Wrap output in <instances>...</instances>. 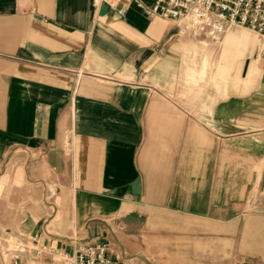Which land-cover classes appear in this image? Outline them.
<instances>
[{
    "label": "crops",
    "instance_id": "0c3cea01",
    "mask_svg": "<svg viewBox=\"0 0 264 264\" xmlns=\"http://www.w3.org/2000/svg\"><path fill=\"white\" fill-rule=\"evenodd\" d=\"M154 2L0 0V184L24 183L0 231L155 264L164 233L208 228L234 264L242 222L241 264H264V39L223 37L219 85L212 41Z\"/></svg>",
    "mask_w": 264,
    "mask_h": 264
},
{
    "label": "built area",
    "instance_id": "2783aa9c",
    "mask_svg": "<svg viewBox=\"0 0 264 264\" xmlns=\"http://www.w3.org/2000/svg\"><path fill=\"white\" fill-rule=\"evenodd\" d=\"M96 5L106 3L117 8L120 0H94ZM119 14L124 10L120 9ZM150 13L177 23L179 33L205 34L210 41H221L225 33L234 26L248 27L264 39V0H155ZM16 240L14 250L8 251V264H28L24 254L35 256L34 264H117L109 256V246L74 243L72 249H61L54 245H40L39 236L26 242L18 234H9Z\"/></svg>",
    "mask_w": 264,
    "mask_h": 264
},
{
    "label": "rangeland",
    "instance_id": "374dc122",
    "mask_svg": "<svg viewBox=\"0 0 264 264\" xmlns=\"http://www.w3.org/2000/svg\"><path fill=\"white\" fill-rule=\"evenodd\" d=\"M241 32L245 33L248 36L249 33L256 34L248 27H240L234 26L230 28L225 35H228L231 32ZM224 35V36H225ZM258 35V34H256ZM223 36V37H224ZM259 36V35H258ZM217 43H213L214 47L217 48V61L219 64L218 68V81L219 85L221 83H225L228 79H226V72L222 71L220 67V63L222 60V54L226 47V43L223 40ZM207 68V67H206ZM235 79V78H234ZM235 81V80H234ZM22 172L20 171L19 166H15L12 170V174L5 180L4 183L0 184V208L2 204L5 202L8 205H13L18 201V196L21 191L24 189V183L22 179ZM9 179H13L6 183ZM6 183V184H5ZM2 198L4 199L2 201ZM2 216H0V221L2 220ZM242 222L239 223V229L235 235V248H234V264H241L242 255L239 253L240 245L242 241V231L240 230ZM207 228L208 226H203ZM7 231H0V240L3 248L4 255L6 256L7 251H12L15 249L16 240L10 239ZM224 232V231H223ZM164 245L165 247H159V249L155 248L156 260L155 264H223L222 261L225 258V248L222 244H218V246L211 247L210 244V235L208 233V228L203 229V231H181L178 233H164ZM221 237H225L223 233ZM220 239V237H219ZM169 240V242H168ZM160 246L162 242H159ZM1 248V249H2ZM222 250V253L220 251ZM245 261L248 264H257L253 261V259L245 258ZM246 262L244 264H247Z\"/></svg>",
    "mask_w": 264,
    "mask_h": 264
}]
</instances>
